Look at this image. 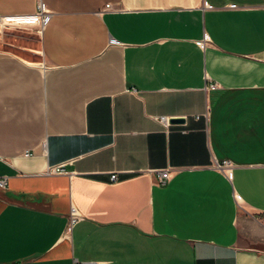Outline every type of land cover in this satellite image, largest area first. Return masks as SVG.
Wrapping results in <instances>:
<instances>
[{"label": "crops", "instance_id": "obj_1", "mask_svg": "<svg viewBox=\"0 0 264 264\" xmlns=\"http://www.w3.org/2000/svg\"><path fill=\"white\" fill-rule=\"evenodd\" d=\"M40 2L47 68L0 50V264H264V0L0 16Z\"/></svg>", "mask_w": 264, "mask_h": 264}, {"label": "built area", "instance_id": "obj_2", "mask_svg": "<svg viewBox=\"0 0 264 264\" xmlns=\"http://www.w3.org/2000/svg\"><path fill=\"white\" fill-rule=\"evenodd\" d=\"M208 6L211 7V5L209 4ZM110 9H113V6L111 3H107L104 6V10H110ZM50 13H51L50 10L46 9L44 5L40 2L38 6V12L36 14L22 15V16H0V29L5 27L7 24H20V25L33 24L38 27V32L41 33L44 25L46 24L45 22H47L50 16ZM39 66L44 70L47 68L45 63H40ZM210 87L215 88L216 85L212 84ZM160 120L165 122L166 125H168V119H166V117H161ZM64 165L65 164L62 163L58 165L48 166V168L46 169V173L48 174L62 173L65 171ZM216 166L224 170L226 173H229L228 171H230L231 163L227 160H224L222 162H218ZM158 172L159 174L157 177V181L160 184L164 185L167 182V180L170 178V172L168 169H164ZM116 176H117V173H113L111 175V180L115 181L118 178ZM5 186H6V179L0 178V188H4ZM236 199L240 200V197L236 196ZM82 218L83 217L81 213L78 211V209L72 206L70 210L67 231L70 232L73 229L74 225L78 223ZM76 264H79V263H76ZM84 264H88V263H84Z\"/></svg>", "mask_w": 264, "mask_h": 264}, {"label": "rangeland", "instance_id": "obj_3", "mask_svg": "<svg viewBox=\"0 0 264 264\" xmlns=\"http://www.w3.org/2000/svg\"><path fill=\"white\" fill-rule=\"evenodd\" d=\"M38 27L33 24H7L0 29V50L19 54L33 65L44 63Z\"/></svg>", "mask_w": 264, "mask_h": 264}, {"label": "water", "instance_id": "obj_4", "mask_svg": "<svg viewBox=\"0 0 264 264\" xmlns=\"http://www.w3.org/2000/svg\"><path fill=\"white\" fill-rule=\"evenodd\" d=\"M172 123H179V122H185L183 118H172L170 120Z\"/></svg>", "mask_w": 264, "mask_h": 264}]
</instances>
